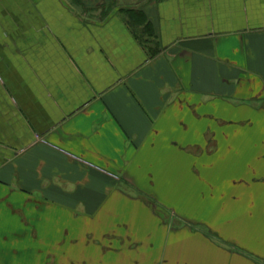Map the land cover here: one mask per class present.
I'll list each match as a JSON object with an SVG mask.
<instances>
[{"label": "crops", "instance_id": "1", "mask_svg": "<svg viewBox=\"0 0 264 264\" xmlns=\"http://www.w3.org/2000/svg\"><path fill=\"white\" fill-rule=\"evenodd\" d=\"M0 264H264V0H0Z\"/></svg>", "mask_w": 264, "mask_h": 264}, {"label": "rangeland", "instance_id": "2", "mask_svg": "<svg viewBox=\"0 0 264 264\" xmlns=\"http://www.w3.org/2000/svg\"><path fill=\"white\" fill-rule=\"evenodd\" d=\"M238 139H240L239 137H238ZM198 152V151H197Z\"/></svg>", "mask_w": 264, "mask_h": 264}]
</instances>
